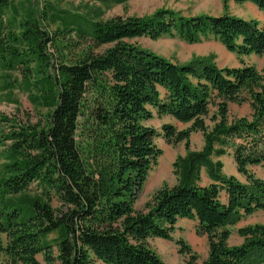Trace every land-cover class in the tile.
<instances>
[{"label":"trees","instance_id":"1","mask_svg":"<svg viewBox=\"0 0 264 264\" xmlns=\"http://www.w3.org/2000/svg\"><path fill=\"white\" fill-rule=\"evenodd\" d=\"M55 1L29 0L31 9L18 21L6 17L14 0H0V68L19 69L48 107L43 123L0 117L10 127L2 135L9 144L0 168V264H166L149 239L173 240L182 218L195 220L207 236L202 264H264V223L239 227L242 242H228L229 225L264 209V180L249 169L264 167V65L219 67L211 56L182 63L134 41L212 37L239 56L264 59V22L170 8L100 19L61 10ZM233 1L264 11V0ZM35 74L41 78L32 82ZM14 86L8 79L5 88ZM231 102H249L251 116L229 120ZM155 114L190 125L164 123L159 132L146 124ZM194 131L204 137L198 150L191 148ZM159 136L185 144L172 165L177 181L137 209L162 154ZM230 152L246 182L224 174L214 159ZM202 169L207 185L200 183Z\"/></svg>","mask_w":264,"mask_h":264},{"label":"rangeland","instance_id":"2","mask_svg":"<svg viewBox=\"0 0 264 264\" xmlns=\"http://www.w3.org/2000/svg\"><path fill=\"white\" fill-rule=\"evenodd\" d=\"M38 0H32L37 2ZM56 6L61 10H66L69 13H79L86 17L98 16L100 19L111 18L114 16H144L152 14L159 8H170L183 13L186 16L197 14H213L220 15L230 13L243 17L245 19H257L264 22V11L260 10L254 3L243 2L235 3L233 0L225 5L223 0H60L55 1ZM42 3V0H39ZM13 6L6 11L8 19L16 15L17 20L24 18L25 14L31 8L29 0H14ZM17 12V14L15 13ZM60 14L62 15L63 12ZM55 28V25H52ZM72 34H75L73 32ZM135 43L143 48L152 50L160 55H163L173 61L188 62L196 56H211L219 67L224 66H241L242 64L254 65L259 71L263 70L264 59L256 54L247 56H239L236 53L228 51L224 45L217 39L209 37L194 43L187 42L177 36H163L158 39L142 36L136 38ZM53 47L49 45V51H53ZM36 68V62L31 64ZM6 74H10L6 76ZM40 74H35L32 77V82L35 79H40ZM9 80H13L14 87L6 89L5 85ZM29 87V88H28ZM36 90L33 85H26L23 81L21 71L18 70H3L0 68V117L7 115L9 118H16L17 122L23 123H39L46 120L48 107L39 103L35 99ZM215 107H210V114L206 117V123L209 127L213 125L210 119ZM252 113L249 102H231L229 103V120L234 118L247 116ZM164 123H171L177 129H185L190 123H182L169 115L155 116L146 121L147 125L156 128L159 132L162 131ZM9 125L6 121L0 119V168L5 162L3 153L6 150V145L9 141L2 140V135L8 132ZM191 148L198 150L204 145V137L201 131H194L191 135ZM156 144L162 150L157 164L149 173V176L139 193L135 202L137 209H145L156 190L164 185L172 186L176 183L177 178L173 171V162L179 155L185 154V144L180 142L172 144L159 136L156 138ZM215 160L223 162V173L230 176L233 175L240 181L246 182V176L237 170L235 160L232 153H227L220 157H214ZM250 171L257 177L264 180V167L261 165L249 167ZM211 182L205 169L201 171L202 185H207ZM222 201H226V195L222 192ZM254 223H264V209L257 210L250 215L243 216L236 224L229 225L228 229L231 234L229 244H239L242 242L241 236L237 230L241 226ZM173 240H166L158 237L149 239L150 246L159 254L166 264H202V261L208 255V239L205 234L197 232V222L193 219L182 218L176 224V229L172 234ZM51 234L49 238H53ZM178 240H183L191 249V252H181ZM39 261L43 262L41 254L37 256ZM96 264H105L101 261H96Z\"/></svg>","mask_w":264,"mask_h":264}]
</instances>
